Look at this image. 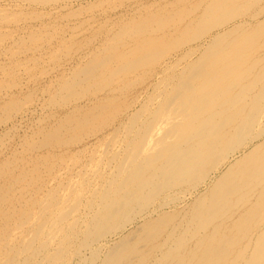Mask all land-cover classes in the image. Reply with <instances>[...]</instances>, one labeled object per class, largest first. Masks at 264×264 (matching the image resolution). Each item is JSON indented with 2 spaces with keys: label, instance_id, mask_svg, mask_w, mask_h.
Segmentation results:
<instances>
[{
  "label": "bare ground",
  "instance_id": "bare-ground-1",
  "mask_svg": "<svg viewBox=\"0 0 264 264\" xmlns=\"http://www.w3.org/2000/svg\"><path fill=\"white\" fill-rule=\"evenodd\" d=\"M260 1L197 0L187 8L166 7V12L146 11L142 16L137 11L135 18L122 20L114 33H108L105 43L62 73L65 78L56 86L74 98H68L70 107L60 112L55 125L49 123L39 130L40 138L45 139L40 145L78 143L81 129L90 124L98 132L106 130L97 146L90 148L88 161L77 165L65 183L54 181L52 187H22L29 182L23 181L29 171L34 172L32 179L37 177L38 163L32 162L29 170L12 162L14 159L0 160V264H170L173 260L174 264H238L235 256L228 258L233 239L211 243L215 228L201 231L197 254L191 253V258L185 259L180 250L192 225L204 230L212 219L232 217L224 212L225 207L264 206V51L252 60L246 58L248 53L240 55L245 46L258 43L259 32L264 31V2L258 10L245 14ZM213 29L218 32L211 35ZM199 39L202 41L196 46L188 45ZM181 44L185 47L182 57L162 62L140 91H134L126 103L108 109L112 100L128 95L131 85L141 83L143 68ZM193 54L190 61L179 64L183 56ZM241 61L247 66L239 67ZM94 87L97 91L91 92L89 88L94 91ZM102 112L106 115L97 123ZM63 131L71 133L64 135ZM88 132L96 134L93 128ZM257 172H262L261 177H256ZM182 203L188 206L181 208ZM167 208L175 209L164 211ZM247 214L235 215V219L242 221ZM259 236L254 241L260 242L245 264H264V233Z\"/></svg>",
  "mask_w": 264,
  "mask_h": 264
},
{
  "label": "rangeland",
  "instance_id": "rangeland-1",
  "mask_svg": "<svg viewBox=\"0 0 264 264\" xmlns=\"http://www.w3.org/2000/svg\"><path fill=\"white\" fill-rule=\"evenodd\" d=\"M43 1H45V2H43ZM47 1H48V3H47ZM195 1H197V0H183V1L182 0H101V1L100 0H54V1L53 0H30V1L29 0H0V11L3 10L2 14H0V42H1L0 43V107L4 102V104H3L4 106H2L0 108L1 109L0 110V114H1L0 117L5 119L4 116L6 114H4V113L6 111H7L6 112L7 114H8V112L11 113V114H9L10 116L6 115L7 116L5 119L6 121L0 118L1 119L0 120V139H1L0 140V160L10 159L12 161L14 159L12 162H16L20 166H24V167L28 166L27 168H29V170L32 169V165L34 162L39 164V167L37 166V168H38L37 177L35 179H32L31 176L34 175L33 174L34 172H33V170L32 171L28 170L29 172L28 171L27 172H28L29 177L27 176V178L23 181L28 180L29 182L24 183L22 185V187L26 185V186H30L29 188L35 187V189H38V187H52L57 183V181H61L62 183L63 182L65 183V180L67 179V177L70 176L69 173L70 174L75 173V171H76L75 168H77V165L79 166V165L83 164L84 160H85V162L88 161L86 159L87 155L88 154L90 155V153L92 152L91 151L92 149L90 150V148H94L95 146H97V144L99 143V142H97V139L98 138L100 139V137L103 136V133L106 130L103 128L100 132H98L97 128H94L96 126L94 124H90V128L95 129L96 134L91 135L88 132V129H90V128H86L84 130L81 129L80 132H81L82 136L80 137V135H79V139L81 138L82 140L80 139L78 143L77 142L72 143V144L68 143V145H67L65 142L59 144L53 140L54 143L50 142V144L52 143L53 145L51 144L50 146L47 145V146H43V147H42V145H40L43 143V142H41V140L44 141L45 139L43 140L42 136L40 138L41 134L39 133V130H41V128L44 126H47L49 123H51L50 125H55L57 123L58 119L63 114V112H65L67 110L66 106H68V108L70 107L71 102L69 101V99H71V101H72V98H74V96L71 94L70 95L72 96V98H71V96L69 97V93H68L69 91L63 90L62 93L59 92V87H58V86H60L59 83L63 82V80L65 78L62 73H64L65 71H66L65 73H67L68 69L71 68L73 65H76L77 60L81 56H83L85 53L90 52V50L96 48L99 44L105 43L109 34L111 35V33H114L117 30L116 28H118L119 25L121 26V24H123L124 21H126L127 19L129 20L130 18H135L137 11H138L137 12L138 14L141 13L140 15L143 16L144 14H147L148 12H152V11H162V12L165 11L166 12L167 8H169L170 10L171 9L174 10L175 7L179 8L180 6L187 8V7L191 6V4L194 3ZM261 1H260V3L258 2L257 5L252 7V9L251 8L248 9L245 14L252 13L256 9L258 10V6L260 8V6H262V4L264 2V0H261ZM149 2L151 4V6H149L150 5ZM93 3L96 6H93L94 5ZM87 5H89V6H87ZM172 5H174V6H172ZM160 6L161 7L164 6L163 9H161ZM88 7L89 8L92 7V8L88 9ZM157 7H159V9H157ZM181 7H180V9H181ZM151 8H153V9H151ZM134 9H135V11H134ZM131 11H134V13ZM146 11H147V13H146ZM74 15H76V16H74ZM127 15H128V17H127ZM114 20L115 21L118 20L119 22L116 21L117 24L115 23L116 24L115 25ZM122 20H123V23H122ZM112 22L114 25L112 24ZM102 24H104V25H102ZM228 27L229 26L227 25L226 28H228ZM114 29H116V30H114ZM96 32H98L99 34ZM216 32H218V30L213 29L210 32V34L212 35V34H215ZM236 32L238 33L239 31H236ZM236 32L234 35L237 34ZM101 33L103 36L101 35ZM259 36H260V41L258 43H256L257 41L253 42V43L250 42L251 45L253 44L252 46L250 45L251 47L246 48V46H245V49H242L243 51L240 50V53L241 52L242 53H248L250 55V56L248 54L246 55V58L249 60H252L255 57V55L256 56L261 55V53L264 51V31L259 32ZM206 37L208 38V36H206ZM87 38H89V39H87ZM31 39H33V40H31ZM85 39H86V41H85ZM91 39L93 40V42ZM96 40L98 42H96ZM102 40H104V41H102ZM201 41H202V39L192 41L188 45L191 44L190 46L194 47L197 44H199V42H201ZM204 42H206V41H203V44H204ZM81 43H82V45H81ZM256 44H259L258 47ZM184 48L185 47L182 46V44L179 46H174L171 48V50H170L171 52L169 51L167 54L161 56V58L159 60H157V62H155L153 64H149L145 68H143L141 73H139V76L144 75L143 76L144 79L142 78L143 80L141 81V83H136L135 86H134V84L131 85L132 88L130 87V88H128L129 90L127 89V91H126V94H128V95L124 94L123 97H120V98L118 97V99L112 100L108 109L111 107H114L116 105H120V104L122 105V104L126 103L127 102L126 99H129L130 95L132 93H134V91H140L141 88L148 81L151 80V78L153 77L152 76L153 75L152 70L160 68V66L162 65L161 64L162 62H163V64L165 63V61L166 62L167 61L174 62L175 59L182 57L181 53L184 50ZM249 50L254 51V52L251 53V51H249ZM67 52H68V55H67ZM242 53L240 54L241 56L244 55ZM183 57H185V58H183V60L179 63V64H181V66L183 64V61H184V63L188 62V60L190 61L194 57V54L191 56H183ZM241 58H239V60ZM80 62H82V60ZM245 65L247 66L246 62L244 64V62L241 61L239 67H245ZM153 67H154V69H153ZM128 76H130V75H128ZM115 84L116 83H114L113 85L109 84L106 87L104 86L103 88H101L102 90H100L101 92H99V93L105 92L106 90L108 91L109 88L113 87ZM50 85H52V86H50ZM56 85H58V86H56ZM51 88H53L54 90ZM95 88H96V90H94V91H93V88H89V90L91 92H95L98 89L97 87H94V89ZM56 89H58V90H56ZM77 89H76V92L79 93L81 91V90L79 91V89H81V88L78 87ZM83 89H84V87H83ZM50 90L52 91V93L50 92ZM90 91H88V92H90ZM58 92H59V95H57L58 97L55 98L56 96L54 94L55 93L57 94ZM63 92H64V94H63ZM66 92H67V94H66L67 96L65 95ZM114 92L116 93V91H114ZM50 94H52V95H50ZM62 94L64 95V99L62 97L63 96ZM48 96H50V97L48 98ZM60 97L64 101L66 99L67 102L66 101L64 102L62 99H60ZM86 97H90V96L86 95ZM52 98H53V100H51ZM91 98H93V97H91ZM5 99H7V100H5ZM15 99L20 100V102H19L20 105H19V103H17L19 100L17 101ZM11 100H13V103H11L12 102ZM21 100H23V101L21 102ZM48 100H50V102ZM61 100H62L61 104H63L62 106H60V103H59V101L61 102ZM9 101H11V102H9ZM15 101H17V102H15ZM52 101L53 102L55 101L58 104L53 103ZM5 102H7L8 106L11 103L10 107L14 108V109L12 108L13 112L10 111V110H12L11 108H10V110L9 109L7 110L8 106L5 105ZM68 103H69V105H67ZM13 104L14 105L16 104L15 107ZM4 108H6V109H4ZM15 108H16V110H15ZM3 109H4V111H3ZM14 110H15V113H14ZM105 112L104 113L102 112V114L100 116H98V118H97L98 122L97 123H100V121L103 120L102 116L105 114ZM49 115L52 117V119ZM14 125H16V126H14ZM99 128H102V127L100 126ZM86 130H87L88 134L86 133ZM33 132H35V133L32 134ZM101 132H103V133H101ZM3 133H5V134H3ZM6 133H7V135H6ZM66 133L69 135V133H71V132H67V131L61 132V134H64V135ZM83 133H84V135H83ZM35 138L37 139V141H35ZM64 138H65V136H62V139H64ZM24 142H26L27 144L25 145ZM34 142H36L37 144H35ZM30 144H32V145L35 144V145L31 146ZM61 144H63V145H61ZM14 147H16V148H14ZM77 148H79V149H77ZM20 150H22V151L20 152ZM11 151H12V154H11ZM16 152H17V154H16ZM18 152H19V154H18ZM75 152H78L79 154H77ZM50 154H52V155H50ZM9 155H10V157H9ZM5 156H6V158H3ZM46 156H48V157H46ZM40 157H42L43 159H41ZM39 159H40V161H39ZM57 159H59V160H57ZM77 160H79V161H77ZM48 162H50V163H48ZM15 170H17V168H15ZM45 170H47V171H45ZM42 171L44 174L42 173ZM49 173H52V174H49ZM261 173L257 172L258 176H256V177L264 176V174L260 176ZM249 179H248V181H250ZM30 183H32V184L28 185ZM25 187H24V189H25ZM246 190H250V189L247 188ZM16 191H21V190L18 188ZM22 192H25L23 194L27 195L26 191L22 190ZM255 192L252 191L253 194H255ZM37 193L40 194L39 191H37ZM253 197H254V195L252 196V198ZM185 205H184V203H182L181 208L188 206V205L187 206H185ZM238 206L239 205H236L233 207L231 206L230 209H229V207H225L224 212L228 213L230 215H233V216L232 217L229 216V218H225L226 216H224L223 219H222V217H220L218 220L212 219L211 221H209V223L207 224V227L204 229L205 231L203 229H196L192 225L190 227V229L188 230L189 233L187 234L185 240L184 241L182 240V243H184V242L185 243L182 245V250H180V251H181V253H183V256L186 257L185 259L191 258V256H192L191 253L197 254V249L195 247H196V244L198 242H200L198 239L200 237L199 234L201 233V231H202V233H204V232H208L209 230H211V228H215L216 231L214 233V236H212L210 239L211 243H213L214 240L219 241L221 239H226V238L228 239L229 237H230L229 239L234 240V236H235V240L234 241L232 240L229 243V246H231V247L233 246V247L231 248L228 246V258L232 259V257L234 258V256H235L238 264H245L246 262H249L247 256L250 258V255L253 253V251L255 252V249L260 242V239L258 241H257V239H256V241H254V239L259 238L260 233H264V214H263L264 213V206L261 208H257V209L255 206H254L255 208H253V207H249L248 205H245V206L240 205L239 206L240 209H239ZM168 207H171V205ZM249 208L251 210H248ZM169 209L171 211H169ZM169 209L167 208L164 211L173 212L175 208H173V209L169 208ZM242 213H246V214L248 213L244 220L239 221L238 219H235V215H240ZM249 214L251 216H249ZM247 216H248V218H247ZM251 217H253V218H251ZM174 220H175V217L170 220L172 222L168 221V225L172 224L174 222ZM234 221H235V223H234ZM245 221H247V222H245ZM252 221L254 224L251 223ZM134 222L136 223V222H138V220L134 221ZM134 222L131 224L132 226H130V227H133L135 225ZM233 223L236 225H234ZM238 224H239V226H237ZM186 227H187V225H186ZM237 229H239V231ZM125 232H126V230L122 231V234H125ZM258 233H259L258 237L257 236L254 237ZM233 234H234V236H232ZM244 234H246V235L244 236ZM224 235H226V236L224 237ZM227 235H228V237H227ZM190 236L192 238H190ZM244 237H246V238L244 239ZM112 238H113L112 240H115L116 236H113ZM187 238H188V240H187ZM156 239H159V237H157ZM248 239H249L250 243L249 242L247 243ZM150 242L151 241H144V243L148 244V245L150 244ZM238 243H239V245H238ZM251 244H253V246ZM244 246H245V248H244ZM234 247H235V249H234ZM238 247L240 250L243 248L241 250V253L239 252ZM183 248H185V249H183ZM190 248L192 249V252H191ZM252 248H253V251H252ZM230 249H233V250L231 251ZM234 252H235V254H234ZM154 253L155 252H153V254ZM156 254H158V253H156ZM232 254H234V255H232ZM230 259L228 260L229 262H231ZM74 262L75 261H73L72 264H74ZM253 263L251 262L250 264H253ZM170 264H174V260L171 261ZM231 264H234V262ZM255 264H258V263H255Z\"/></svg>",
  "mask_w": 264,
  "mask_h": 264
}]
</instances>
